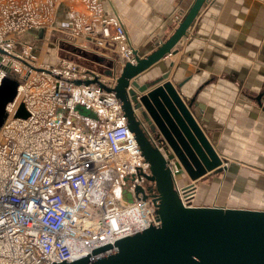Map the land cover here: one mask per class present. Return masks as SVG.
Instances as JSON below:
<instances>
[{"label":"built area","instance_id":"2783aa9c","mask_svg":"<svg viewBox=\"0 0 264 264\" xmlns=\"http://www.w3.org/2000/svg\"><path fill=\"white\" fill-rule=\"evenodd\" d=\"M75 1L0 0V84L17 81L0 127V264L72 261L158 223L155 184L118 99L97 83L78 82L97 78L113 87L116 74L58 51L54 61L42 60L33 43L49 39L65 3L57 48L65 39L78 50L90 42L114 45L122 61L134 62L122 17L105 13L101 0H78L82 8ZM24 35L30 38L23 42ZM20 103L25 117L14 115ZM80 107L95 116L81 114ZM180 197L192 205L193 188Z\"/></svg>","mask_w":264,"mask_h":264},{"label":"water","instance_id":"95a60500","mask_svg":"<svg viewBox=\"0 0 264 264\" xmlns=\"http://www.w3.org/2000/svg\"><path fill=\"white\" fill-rule=\"evenodd\" d=\"M207 1L194 0L169 37L149 53L132 48L134 62L114 60L112 69L104 72L107 76L116 74L113 87L97 78L78 81L97 83L118 99L126 125L148 163V179L155 184L157 196L153 201L158 223L122 237L113 245L95 248L84 257L51 264H264V209L189 205L180 197L183 190L194 185L189 183L179 189V176L186 174L189 181L195 182L226 168L198 123L192 110L194 100L182 98L177 88L166 81L167 72L140 80L174 52V46L186 35ZM79 112L95 116L85 107H80ZM14 115H27L22 103ZM170 163L175 166L174 172ZM123 193L127 201L132 200L131 192ZM135 193L147 198L141 187H136ZM112 248L111 253L97 256Z\"/></svg>","mask_w":264,"mask_h":264},{"label":"crops","instance_id":"0c3cea01","mask_svg":"<svg viewBox=\"0 0 264 264\" xmlns=\"http://www.w3.org/2000/svg\"><path fill=\"white\" fill-rule=\"evenodd\" d=\"M101 1L105 13L122 17L131 46L146 54L169 37L194 0ZM73 5L82 8L78 0ZM66 21L67 4L62 3L55 30L64 28ZM90 43L100 54L103 74L112 69L114 60L122 63L114 45ZM173 49L140 80L168 73L166 81L177 88L182 98L194 100L192 110L198 123L226 167L195 182L183 174L176 178L178 188L193 183L195 190L202 179L204 186L209 179L223 186L237 183L240 175L247 181H255L254 176L259 175L258 180L263 181L264 0H208ZM202 196L203 200L198 199L194 191V200L199 201L195 205H217L218 202H204L208 195ZM218 197L216 194L214 199Z\"/></svg>","mask_w":264,"mask_h":264},{"label":"rangeland","instance_id":"374dc122","mask_svg":"<svg viewBox=\"0 0 264 264\" xmlns=\"http://www.w3.org/2000/svg\"><path fill=\"white\" fill-rule=\"evenodd\" d=\"M46 37H49L46 41L33 42L42 60L54 61L57 56L56 51H58L59 55L72 57L77 63L102 73L103 66L101 67V65L103 63L99 61L100 54L93 46H87V49L85 50H78L75 48L74 44L65 39V41H62L57 48L55 46L56 39L58 37L60 39L63 37L58 30H55V32H52L51 34H47ZM28 38H30L28 35H24L20 39L24 42ZM6 80L7 81L3 80L0 84V127L7 115L5 109L6 104L16 95L17 81L12 78ZM5 88H7V90ZM249 176L253 177L252 174H249ZM241 177L242 176L240 175L237 183H226L223 186L217 184V182H214L211 179H209L207 185L204 186L202 185V179L196 183L195 190H197V198L203 200V198H200V195H204L202 197H206L208 195V201L204 202L212 201L213 203H223V205L220 206L224 207L264 209V180H258L259 175L254 176L256 179L255 181L244 180L246 177H242V179H240ZM247 184H249V186ZM216 194L219 196L218 199H214ZM209 196H211L212 199H210ZM195 201H197L196 204L199 203L198 200L193 199L194 205ZM218 203L216 204L218 205Z\"/></svg>","mask_w":264,"mask_h":264}]
</instances>
